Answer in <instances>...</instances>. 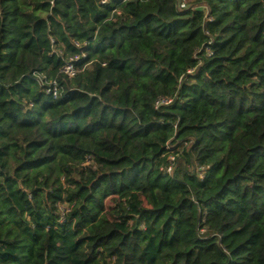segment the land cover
<instances>
[{"label": "trees", "instance_id": "trees-1", "mask_svg": "<svg viewBox=\"0 0 264 264\" xmlns=\"http://www.w3.org/2000/svg\"><path fill=\"white\" fill-rule=\"evenodd\" d=\"M0 264H264V0H0Z\"/></svg>", "mask_w": 264, "mask_h": 264}, {"label": "built area", "instance_id": "built-area-1", "mask_svg": "<svg viewBox=\"0 0 264 264\" xmlns=\"http://www.w3.org/2000/svg\"><path fill=\"white\" fill-rule=\"evenodd\" d=\"M186 1L187 0H180V7L182 9H185L186 8ZM207 53L208 55H211L212 52L209 48H207ZM77 58H71L69 62H67L65 65H64V68H63V72L68 75L69 77H74L75 74H76V67L74 65V61L76 60ZM47 93L48 94H52L53 97L56 99L60 96V89H59V86H58V83L56 81H53V82H50L49 83V87L47 88ZM172 103V100L171 99H161L157 102V105L160 106V105H168V104H171ZM168 171L171 172L172 171V166H170L168 168Z\"/></svg>", "mask_w": 264, "mask_h": 264}]
</instances>
